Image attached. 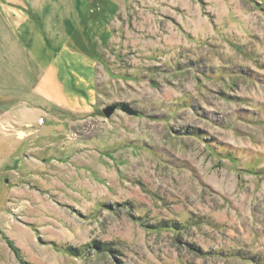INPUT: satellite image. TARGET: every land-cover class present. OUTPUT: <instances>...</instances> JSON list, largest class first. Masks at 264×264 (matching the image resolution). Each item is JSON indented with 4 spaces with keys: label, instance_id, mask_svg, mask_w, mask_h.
Listing matches in <instances>:
<instances>
[{
    "label": "rangeland",
    "instance_id": "1",
    "mask_svg": "<svg viewBox=\"0 0 264 264\" xmlns=\"http://www.w3.org/2000/svg\"><path fill=\"white\" fill-rule=\"evenodd\" d=\"M9 1L0 264H264V0Z\"/></svg>",
    "mask_w": 264,
    "mask_h": 264
},
{
    "label": "crops",
    "instance_id": "2",
    "mask_svg": "<svg viewBox=\"0 0 264 264\" xmlns=\"http://www.w3.org/2000/svg\"><path fill=\"white\" fill-rule=\"evenodd\" d=\"M3 1L9 6L10 10L6 11L5 6L0 3V132L7 131L11 133L14 132V129L8 122V111L3 109V100L12 101V99L16 100L19 97L22 103L25 102V98L28 97L29 93L24 95L20 93L21 95L17 96L16 90H19L18 86L24 90L25 81L20 75V68L25 70L29 65L28 62H30L29 44L21 40L23 34H28V30H18V27L11 25L19 21L20 25L24 26L27 24L30 15L27 11L28 3H23L19 9L15 7L14 9L11 7L12 3L9 0ZM0 2L2 1L0 0ZM16 134L20 139L29 135L22 130L17 131Z\"/></svg>",
    "mask_w": 264,
    "mask_h": 264
},
{
    "label": "water",
    "instance_id": "3",
    "mask_svg": "<svg viewBox=\"0 0 264 264\" xmlns=\"http://www.w3.org/2000/svg\"><path fill=\"white\" fill-rule=\"evenodd\" d=\"M116 107H107L106 109H104L103 113L106 116V118H109L115 111ZM123 112L129 114V115H136L137 112H134L133 109H131L130 107H123Z\"/></svg>",
    "mask_w": 264,
    "mask_h": 264
},
{
    "label": "trees",
    "instance_id": "4",
    "mask_svg": "<svg viewBox=\"0 0 264 264\" xmlns=\"http://www.w3.org/2000/svg\"><path fill=\"white\" fill-rule=\"evenodd\" d=\"M16 252L18 253L19 252V250L16 248Z\"/></svg>",
    "mask_w": 264,
    "mask_h": 264
}]
</instances>
